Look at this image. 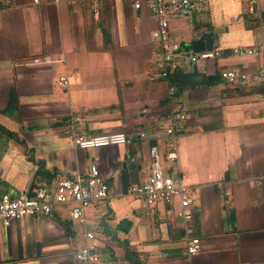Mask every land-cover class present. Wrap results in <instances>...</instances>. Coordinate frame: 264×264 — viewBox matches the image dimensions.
<instances>
[{
    "label": "crops",
    "instance_id": "obj_1",
    "mask_svg": "<svg viewBox=\"0 0 264 264\" xmlns=\"http://www.w3.org/2000/svg\"><path fill=\"white\" fill-rule=\"evenodd\" d=\"M264 12V0H258ZM10 0L0 7V189L27 195L96 163L112 194L85 209L100 231L91 242L96 264H257L264 260V99L263 89L226 85L218 72H251L259 58L228 56L230 47L258 40L242 0H208L198 15L172 21L170 36L190 47L193 33L210 29L223 55L196 67L210 76L176 87L171 102L182 111L176 165L194 191L190 223L201 241L185 253L181 223L167 205L142 210L126 194L129 184L150 173V150L166 171L162 140L77 149L62 134L73 114L84 117L82 133L122 131L153 123L168 101L166 85L148 77L147 61L156 46L155 28L144 9L128 1ZM139 15L140 20L135 16ZM65 75L67 86L57 79ZM168 170V169H167ZM223 180L230 195L214 182ZM81 225L66 207L42 217L25 216L0 224V264H79ZM109 234H105V229Z\"/></svg>",
    "mask_w": 264,
    "mask_h": 264
},
{
    "label": "built area",
    "instance_id": "obj_2",
    "mask_svg": "<svg viewBox=\"0 0 264 264\" xmlns=\"http://www.w3.org/2000/svg\"><path fill=\"white\" fill-rule=\"evenodd\" d=\"M93 15H97V0H92ZM128 1L134 11L144 9L153 21L155 28L151 33L156 46L153 56L147 61L148 77L152 81H162L166 85L168 104L163 114L153 123L138 126L130 134L122 131L85 134L82 133L84 117L78 114L69 115L61 125V132L67 136L77 149H95L110 145H125L134 140H162L165 151L167 169L162 168L155 148L150 150V173L142 181L129 184L126 194L139 203L142 210H149L158 203L167 205L173 217L179 220L184 231L186 243L185 253L193 256L201 250V241L194 234L190 220L192 211L200 209L195 203L194 191L185 184L177 173L176 151L177 138L182 124V111L174 108L169 102L176 93L174 77L180 73H190L192 70L209 60L222 56V49L213 47L194 51L181 41L170 36L169 25L172 21L198 15L208 8V0H124ZM10 3V0H0V7ZM243 13L254 23L258 40L250 46L230 47L228 56H255L259 62L253 71L247 72L236 68L220 69V79L231 87L246 89L252 86L263 89L264 99V12L258 0H242ZM140 20V16H135ZM197 71V70H196ZM61 87L67 86L65 75L57 79ZM215 188L224 196L230 195V190L223 180L214 182ZM112 194V189L106 178L99 171L98 165L92 163L85 173L74 172L56 179L52 184L41 183L32 187L27 195H13L0 189V224L7 226L25 216L42 217L51 214L59 207H66L71 220L81 225L83 243L74 253L79 264H96L99 251L91 240L100 231L97 221H88L84 216L85 209L96 202H106ZM257 264H264V260Z\"/></svg>",
    "mask_w": 264,
    "mask_h": 264
},
{
    "label": "water",
    "instance_id": "obj_3",
    "mask_svg": "<svg viewBox=\"0 0 264 264\" xmlns=\"http://www.w3.org/2000/svg\"><path fill=\"white\" fill-rule=\"evenodd\" d=\"M218 46V36L213 34L210 29H199L196 30L191 39L190 47L194 51H200L204 49H211ZM210 76L205 75L204 73L196 71L194 68L190 73H180L174 77V85L178 88L192 83H200L206 79H209ZM109 230L105 229V234H109Z\"/></svg>",
    "mask_w": 264,
    "mask_h": 264
},
{
    "label": "trees",
    "instance_id": "obj_4",
    "mask_svg": "<svg viewBox=\"0 0 264 264\" xmlns=\"http://www.w3.org/2000/svg\"><path fill=\"white\" fill-rule=\"evenodd\" d=\"M126 254H127V256L129 257V259L130 260H132L131 262V264H137L135 261H134V258H132V255L130 254V253H128L127 251H126Z\"/></svg>",
    "mask_w": 264,
    "mask_h": 264
}]
</instances>
